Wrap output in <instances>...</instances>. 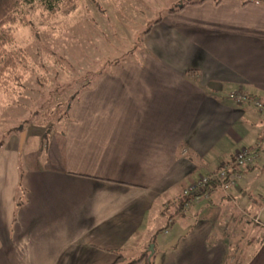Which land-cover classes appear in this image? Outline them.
I'll return each instance as SVG.
<instances>
[{
    "label": "crops",
    "instance_id": "obj_1",
    "mask_svg": "<svg viewBox=\"0 0 264 264\" xmlns=\"http://www.w3.org/2000/svg\"><path fill=\"white\" fill-rule=\"evenodd\" d=\"M179 5L147 28L140 58L72 94L45 160L20 175L13 151L0 158V264L134 260L156 246L152 210L167 225L152 264H231L238 230L253 242L237 262L264 264V176L253 175L264 150L234 185L179 206L185 187L261 137L251 99L264 102V0ZM134 243L145 250L126 261Z\"/></svg>",
    "mask_w": 264,
    "mask_h": 264
},
{
    "label": "rangeland",
    "instance_id": "obj_2",
    "mask_svg": "<svg viewBox=\"0 0 264 264\" xmlns=\"http://www.w3.org/2000/svg\"><path fill=\"white\" fill-rule=\"evenodd\" d=\"M184 1L76 0L73 9L53 13L37 5L22 7L23 23L12 26L8 46L21 50L23 59L17 64L21 81L5 91L0 88V158L13 151L20 175L28 165L45 160L49 130L58 118L64 117L72 94L88 78L100 77L119 64L140 58L147 28ZM253 175L264 176L259 168ZM263 199L260 191L262 208ZM160 207L159 204L155 209ZM151 213L146 218L145 233L159 249L166 239L163 227L167 229V225L157 211L154 218ZM245 232L236 231L230 242V258L234 257L231 264H239L250 251L253 240L248 241ZM150 247L151 243L147 252L157 250ZM143 249L134 243L125 247L123 255L127 261Z\"/></svg>",
    "mask_w": 264,
    "mask_h": 264
},
{
    "label": "trees",
    "instance_id": "obj_3",
    "mask_svg": "<svg viewBox=\"0 0 264 264\" xmlns=\"http://www.w3.org/2000/svg\"><path fill=\"white\" fill-rule=\"evenodd\" d=\"M37 5L42 10L53 13L60 10L73 9L76 5V0H0V88L4 91L10 89L11 85H17L21 81V73L17 69V64H20L21 58L23 59L20 49H10L8 46L12 40V26L16 23H23L22 7ZM181 5L170 9V12H174ZM251 99V103H253ZM253 105V104H252ZM260 147L264 150V135L259 139ZM233 159V155L231 160ZM230 160V162H231ZM229 162V163H230ZM222 166V165H221ZM232 171H239L236 167H232ZM215 180H210L203 185L199 190L189 193L188 195H181L180 205L192 198L193 196L201 195L211 188L217 187ZM150 255V256H149ZM152 254L149 252H143L136 259L124 262L121 264H152L149 257ZM119 258L116 257V259ZM117 259L113 264H117Z\"/></svg>",
    "mask_w": 264,
    "mask_h": 264
},
{
    "label": "built area",
    "instance_id": "obj_4",
    "mask_svg": "<svg viewBox=\"0 0 264 264\" xmlns=\"http://www.w3.org/2000/svg\"><path fill=\"white\" fill-rule=\"evenodd\" d=\"M235 98L237 100H244V96L236 95ZM253 106L258 109L259 111L264 112V102L260 100H253ZM264 135V127L261 136ZM259 140L257 143L251 148H242L234 152L233 159L230 163L224 164L219 168L209 171L206 175L200 176L196 181L189 184L181 191V195H188L189 193H193L199 190L203 185H205L210 180H215L217 187L222 190L229 188L230 186L234 185L236 180L241 177L239 171H232V167H236L238 170L251 167L256 157L262 152V148L260 147ZM204 195L193 196L189 200L196 201L200 199V197ZM264 206V199L262 200Z\"/></svg>",
    "mask_w": 264,
    "mask_h": 264
},
{
    "label": "water",
    "instance_id": "obj_5",
    "mask_svg": "<svg viewBox=\"0 0 264 264\" xmlns=\"http://www.w3.org/2000/svg\"><path fill=\"white\" fill-rule=\"evenodd\" d=\"M22 138H23V132L20 133V139H19V147L21 145V142H22Z\"/></svg>",
    "mask_w": 264,
    "mask_h": 264
}]
</instances>
